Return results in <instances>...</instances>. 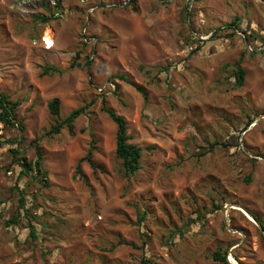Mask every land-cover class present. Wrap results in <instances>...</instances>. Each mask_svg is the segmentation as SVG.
<instances>
[{
	"label": "rangeland",
	"instance_id": "1",
	"mask_svg": "<svg viewBox=\"0 0 264 264\" xmlns=\"http://www.w3.org/2000/svg\"><path fill=\"white\" fill-rule=\"evenodd\" d=\"M125 2L0 0V264H264V0Z\"/></svg>",
	"mask_w": 264,
	"mask_h": 264
},
{
	"label": "trees",
	"instance_id": "2",
	"mask_svg": "<svg viewBox=\"0 0 264 264\" xmlns=\"http://www.w3.org/2000/svg\"><path fill=\"white\" fill-rule=\"evenodd\" d=\"M52 18H55L54 15L52 17H43L42 20L44 22L51 20ZM235 24V23H234ZM225 29V28H224ZM227 31H234L235 28L227 26ZM76 63L75 61L72 62V66H74ZM62 70L50 65L43 66V74H52V73H61ZM237 82L239 85H243L244 79L246 76V70L241 64V61L237 62V69L235 71ZM121 78L129 83H131L138 91H140L145 99H148V92L147 90L134 82L133 80L129 79L126 75H121ZM20 105V101L18 100H11L8 95L0 92V122H2L4 125H10V126H17L21 131L24 130V124L18 120L17 116V107ZM49 109L52 114L55 116H59L60 114V100L58 98H54L49 103ZM106 111L109 113L111 118L115 121L117 124V135H116V154L119 158L122 159V164L125 169V171L128 174H135L141 167L140 159L142 157V148L134 143H131L130 136L127 133V121L122 116L117 114L114 110L110 108H106ZM82 113V108H78L71 112L63 121H58L57 124L52 128V130L49 133H57L60 131V129L67 125L69 130L73 132V122L74 120ZM253 119L250 118L246 126H249L252 123ZM215 146L214 143L211 144V148ZM37 150V158L33 162H27L26 158L24 157L22 159V165L25 166L26 172L29 173L30 171L35 170L36 174H42V176H46V171L43 170V152L39 145H36ZM86 158L91 162V165L96 166L94 161L92 160V150H89V152L86 155ZM80 169V166H78V171ZM12 223H16V218H13L11 220ZM9 223V222H6ZM264 226V223H263ZM31 234L33 237H36L35 229L34 227L31 228ZM216 257H218L220 260L226 262L225 256H222L220 253H216Z\"/></svg>",
	"mask_w": 264,
	"mask_h": 264
},
{
	"label": "bare ground",
	"instance_id": "3",
	"mask_svg": "<svg viewBox=\"0 0 264 264\" xmlns=\"http://www.w3.org/2000/svg\"><path fill=\"white\" fill-rule=\"evenodd\" d=\"M50 32L48 33V36H47V41L49 43V46H52L53 45V41H52V37L50 36Z\"/></svg>",
	"mask_w": 264,
	"mask_h": 264
},
{
	"label": "built area",
	"instance_id": "4",
	"mask_svg": "<svg viewBox=\"0 0 264 264\" xmlns=\"http://www.w3.org/2000/svg\"><path fill=\"white\" fill-rule=\"evenodd\" d=\"M129 2V0H126L125 4H127ZM85 41H89L87 36H85Z\"/></svg>",
	"mask_w": 264,
	"mask_h": 264
}]
</instances>
